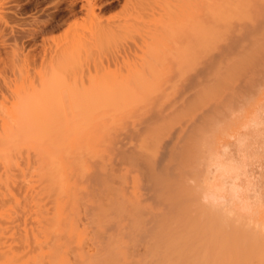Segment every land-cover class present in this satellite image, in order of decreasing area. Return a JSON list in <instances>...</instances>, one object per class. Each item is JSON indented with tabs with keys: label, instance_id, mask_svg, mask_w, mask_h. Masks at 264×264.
Wrapping results in <instances>:
<instances>
[{
	"label": "rangeland",
	"instance_id": "374dc122",
	"mask_svg": "<svg viewBox=\"0 0 264 264\" xmlns=\"http://www.w3.org/2000/svg\"><path fill=\"white\" fill-rule=\"evenodd\" d=\"M25 1L23 0V2ZM27 1L28 2H26V4L29 5L25 9L27 12L22 13L18 17L0 20V31L2 30V33H0L1 121L2 119L7 120V117L11 118L14 114L13 117L16 116L18 119V125L15 127H17L18 130L24 132H41V138L44 139V141L40 143V146L45 144L46 150L50 153H53L51 151L54 149L55 152L57 149V147L54 146L55 140L53 137L65 136L64 132L67 129L72 130L74 128V130H81V126L77 124H79L82 119L86 120L85 122L92 121L91 123H93V125L90 124L91 128L96 133H98L99 130L97 129H99L102 125L101 128L105 130H101L104 132L106 139H110L115 146L112 147L113 150L111 149L109 157H107L106 160L107 162H105L109 166L107 167L105 164L99 166L100 169H102V166L105 165V171H107L111 166L112 169L110 168L111 170H108L110 173L96 171L95 176H97V173L100 172V176L102 174V177H106L107 180L109 178V183L115 182L113 183L114 185L117 183L119 185L120 183L119 186L122 185V187L113 185L116 187V189L120 188V190H126L129 188L128 191L125 192L133 196L147 195V193L144 192L150 191L153 194H164L171 197H176L179 194V191L176 190V194L175 192H170V188L172 187V190L174 191V188L180 184L179 180L181 178V183H186V185H179L177 189H182L185 186L186 191H188V189H190L191 192L196 191L195 195H197V190H199L200 198L199 196H195L192 192L195 196L192 199L198 197L197 200H201H198L197 202L199 203L196 204L200 205L201 203L202 206L203 203L201 196L208 197V193L205 195L203 194L206 193V191H210L213 197H211V199L208 197V199L211 200V202L212 198L213 200H216L217 198L220 199V197L223 195L222 200H226H223V203L226 202L227 206L233 207L234 209H232L234 212L236 211V214L239 211L237 215L238 217L244 216L242 219L245 220L247 217L246 220H251L252 223L249 221V228L250 226H253V223H259V221L262 223V219L264 221V1L227 0V4H229L227 9V13L229 15L227 16H229V18H226L227 20L225 19L226 21L224 22L226 23L223 21H221V23L215 18V21H212L214 20L212 17V19L207 17L208 15L210 16V14L206 12L208 15H205L204 10L206 9V6L201 7L203 2H199V0L198 2L200 3V6H197L199 4L197 2L193 5L191 4V1L194 2L195 0H190L188 6L186 5L188 0H168V2H163L165 4L164 6L162 4L160 5L162 6L161 8L159 4L157 5L153 2H149V4H147L148 2H145L146 4H143V2L140 3L139 0H135V3L133 2L127 4L125 3V0H98V8L96 7V17L88 15L86 9L82 6L81 0H73L74 2L72 0ZM181 3L184 5H180ZM155 5H157V8L159 7L158 10H156L157 8ZM198 7L204 11L203 15ZM191 8L193 9L191 10ZM160 9L161 11H159ZM199 11L201 12V16L200 13H198ZM189 12H192V14ZM244 12L245 15L243 16L242 14H244ZM187 14H191V17H189ZM202 16L203 20L201 19ZM204 16L205 18L207 17V19L211 20H208L209 23L214 22L213 26H217L214 27V29L218 28L217 30L215 29L214 34H211V36H206L210 33L205 31L207 33L205 34L202 31L203 28L200 27L201 25L205 26L204 22H206V20ZM188 18L191 19H189V22H187ZM216 20L219 22H216ZM201 21H203V23ZM211 23L210 25L212 27ZM251 24H253V26ZM192 28H196V32H199V37ZM207 42L210 48L207 46V44H205ZM243 42L247 44L244 43V46L242 44ZM253 42L254 45H252ZM255 44L258 45L257 48H255ZM251 46L252 49H250ZM244 51H248L246 56H251V54L254 55L249 57V61L252 59V63L250 65H248L250 62H247L248 57L246 60L245 57L243 58V55L245 54ZM240 52L242 54H240ZM237 55H239L238 58L242 56L240 59L243 60H239L236 57ZM184 57L186 58L184 59ZM214 60H217V62H213ZM244 60L245 64L243 63ZM220 64H222V66H220ZM246 64L247 66H245ZM205 71L207 75L204 73ZM230 72L231 76L229 75ZM215 73L217 74L215 75ZM206 79L208 80L205 81V83L204 80ZM198 81L199 83H197ZM191 85H195L196 89ZM189 90L191 93H189ZM198 90L200 92H198ZM186 91L189 94H187ZM204 91H208L209 94L208 92L205 94L206 92L204 93ZM204 94L206 97H204ZM195 96H198L199 98ZM194 100L197 106L195 107L193 102L192 105L188 106L189 103L191 104L190 101ZM196 101L199 102L197 103ZM172 105H175L174 109ZM186 106H188L187 109L183 110ZM191 106H194V108ZM14 110H16V112ZM161 112H164V114ZM181 112H185V114H180ZM153 114L155 116L159 114L161 118L160 116L155 117ZM162 115H165L164 119L162 118ZM87 116L91 117L92 119L88 117L90 121H87V118H83ZM151 118L153 120H157H154L156 123H154ZM84 120H82V122ZM94 120L96 121L94 122ZM108 120L113 124L111 123L112 125H110ZM144 120H147V122ZM151 120L153 124L151 123L152 125H149ZM97 122L101 125L96 124ZM163 122L167 127H169L166 128ZM146 123L148 124L146 125ZM189 123H192V125L190 126ZM156 124L159 125L157 126ZM143 125H146V127L148 125L151 126V128L149 126L148 128L152 130L150 131V129L145 127L148 129L146 131L148 134L145 133L143 130ZM135 126L142 128L137 130ZM132 127L135 128L137 132L132 130ZM159 128L160 130H164L160 131ZM180 128L182 132L179 131L178 134H180L178 135L176 131H178ZM125 129L128 131V133H133L132 135L136 137V140L138 136H140L138 138H141V136H144L145 133L146 137L144 136V141H147H143L144 144L141 142L142 146H138H147L146 148L144 147V150L146 149L145 152L151 154L147 155L144 152L145 154L143 153V155L148 161L153 159L155 160V158L158 156L160 157V153L163 151L165 152L166 148L172 144L167 142H172V139H174V141L176 140L173 142V144L175 143L176 148L178 147L179 149L177 148V150L175 147H173L172 151L174 153L173 155L171 153V156L173 157H164L168 161V165H171L172 163V169L167 166V170L169 168V170L171 169L170 172L172 171L171 173H177L178 175L176 178L168 177L169 179H167V174L170 173L169 170L168 173L166 172L165 174L163 173L164 170L161 168L163 171H160V175H157L159 173L158 172L155 174V176H158L160 179H162L161 181L164 182V184L161 183L159 185L157 182H155L157 180H155L154 182L157 184L156 186L152 180H149L150 183H148L147 180H145L146 178L143 179V176L141 178L139 172L134 170V166L132 167L130 165L132 167L131 168L128 165L130 170H134L135 173H130L128 176V185L125 184L127 187H124V184H121L122 181H120L123 179H121V177H119L120 179L116 178L117 175H120L119 172H115L114 170L116 165L117 168L120 167L119 164H117L119 160V156H117L119 155V150L114 149L117 147L115 144L117 141L116 139H119L125 135ZM184 129L186 130L184 131ZM140 130L144 131L142 135L139 133L141 132ZM174 130H176L175 133L177 134V137L175 133H173ZM153 131H156L158 135L156 136L155 133L152 134ZM49 132L50 135L47 134ZM119 132L121 134H119ZM199 132L201 134L204 133L203 135L205 136H202ZM53 133H55L54 136H52ZM122 133L124 135H122ZM138 133L140 135H138ZM184 133L189 136H185L187 137V141L184 139V137L181 138L182 140L179 139L180 136L185 135ZM114 134L115 139L113 137ZM170 134L172 136H170ZM48 136H50V138ZM169 136L172 137V139ZM188 138L190 139L189 141ZM132 139H134V137ZM47 140L49 141L47 142ZM140 140L142 141V139ZM140 140L137 141L140 143ZM178 140L180 141V144L176 143ZM134 141L132 140V143ZM137 141L136 143L134 142L135 144L133 143V149H135L137 144H139ZM148 142H151L150 144H153V146L150 147V144L148 146V144H146ZM183 142H189V144L192 146L184 143L185 147H183ZM204 142L206 144H204ZM165 144L169 145L167 146ZM207 144L210 146L213 144V149L207 146ZM180 149L182 151L185 149L184 151L188 154L186 155L185 152H180ZM197 150H200V152ZM201 150L205 152L202 153ZM212 150L220 157L215 156V154L213 155V153L210 156ZM138 151L133 150V152H136L134 155H136ZM141 151L143 152V149ZM180 153L185 155L182 156ZM189 153L192 155H189ZM193 153L196 156H194ZM206 153L208 156H206ZM178 154L181 155V161ZM200 154H202V157L204 154L205 155L202 158ZM151 156L154 157L152 158ZM205 156L208 159H206ZM214 156L217 158V160ZM169 157L173 158V162L178 164L180 163L176 159H179L181 164H187L188 162L192 161V165H195L196 167L194 166L193 168L191 163H188V165L183 164V166H179L178 170L177 165H173L174 163L170 161L172 159L168 160ZM211 157L214 159L212 158L210 162L209 159ZM164 158L159 159L164 160ZM50 159L51 155L47 157V161L50 162ZM163 160L162 163H165ZM203 160L204 162L208 160L210 164L208 162H202L205 164L203 166V164L200 163V161ZM111 161H113L112 165H110ZM216 162H219L218 168H221L222 170H219L217 166H215L217 165ZM212 163L215 164L213 165ZM222 164L224 166L228 165V167H224ZM23 165L25 164L20 165V167L22 166L20 168L22 172L27 170L26 166L25 169ZM162 165L166 166L165 164ZM231 165H234L233 168ZM174 166H176L175 169ZM99 167L96 168V170L99 169ZM183 167L188 169L185 171ZM203 167L205 169L207 167V170H204ZM213 167L217 169L216 171L214 168L216 172L213 171ZM165 168L166 167H164V169ZM192 168L196 169L192 171ZM35 170L37 169H34V171ZM176 170L179 171L181 175L176 172ZM196 170L199 172H196ZM204 171L205 176L202 174ZM220 171L224 175L221 174ZM228 171H231L233 175L229 174ZM14 172H16V170ZM22 172L20 174L21 176H19V174L17 175L19 177H23ZM29 172L30 171L27 170L28 174H30ZM35 172L37 175V171ZM17 173H19V171H17ZM113 173L116 175L115 177L113 176ZM198 173L201 175H198ZM216 173L219 174V176ZM99 174L96 179L91 177L87 178V180H90L83 182L84 185L88 187L89 194L94 193L95 195L97 194L99 196L100 193L103 195L105 192L104 195H106L107 190H103V192L101 189L111 188L112 183L110 184V188H108L109 185L108 183L106 185L104 182L105 179L103 181L101 180L105 184L99 181V179H102L99 177ZM163 175L166 176L164 177ZM29 176L30 175H28V177ZM168 176L170 175L168 174ZM171 176L175 175L171 174ZM197 176L198 178L201 176L200 179H198ZM206 176L208 177V182L210 184L206 181ZM223 176L225 177L223 178ZM110 177L111 179L113 177L114 178L111 180ZM177 177L179 179H177ZM183 177L186 178L183 180ZM202 177L204 183H208H206L207 185L205 184V187L210 186L212 183V185H216L220 180L219 184L217 185L218 187L216 186L215 188V186L212 187L211 185L212 190L209 187L205 188L202 184ZM33 178L37 177H32V179ZM170 178L173 179L171 180ZM225 179L227 182L223 181ZM173 180L178 181L177 183H174L175 181ZM161 181H159V183ZM93 182L94 188L97 192L92 189L93 185L91 183ZM142 182H145V185ZM85 183H87V185ZM166 183L169 185L167 188L170 190H166ZM194 183L195 185H199L196 186V188L200 187V185L202 188H192L191 190V187H194ZM221 183L222 185L220 186ZM104 185L107 188H104ZM132 185L135 187H132ZM180 186L182 187L180 188ZM5 187V178L0 176V191H5ZM100 187L102 188L100 189ZM150 188L155 190L151 191ZM214 188L216 190L218 188L219 191L216 192ZM226 188L228 189L225 190ZM90 189L92 190L91 192ZM98 189L101 191L100 193L98 192ZM114 189L115 188L112 189V193L114 192ZM200 189H203L204 192L202 190L200 192ZM235 189L238 190L235 191ZM162 190H164V192H162ZM233 190L234 193H231L230 195L229 192H232ZM109 191H111V189ZM186 191L185 195L189 193V191L188 193H186ZM214 191L216 194L220 192V196L216 195ZM115 192L119 194V190H116ZM191 192L186 196L189 197V195L192 194ZM223 192H226L225 194L227 195H225ZM116 193L109 195H116ZM182 195L180 193V196ZM214 195H216L215 199ZM180 196L178 195V197ZM182 197H180V199ZM184 197L182 200H191V196L190 198L187 197L188 199H184ZM231 197L233 199H231ZM219 199L216 201L221 200ZM185 202H180L184 203L181 204V208L184 211H186L188 208L187 210L190 211L191 205L188 204L190 206L187 207ZM192 202H196V199H194ZM210 204L211 203H209V206ZM198 205H196V207ZM207 205L208 203L205 206ZM224 205L220 206L219 204L220 207H223ZM205 206L203 208H205ZM209 206L206 209L209 210V208H212V206ZM192 208H195V206ZM215 208L217 210L220 209L217 205H214V209ZM224 208L227 207L224 206L221 208V211H223ZM228 208L227 210H230ZM244 209L248 211H243ZM217 213H219V210ZM235 213L234 215H236ZM255 219L258 222H254ZM237 222L238 221H236V223Z\"/></svg>",
	"mask_w": 264,
	"mask_h": 264
},
{
	"label": "bare ground",
	"instance_id": "6f19581e",
	"mask_svg": "<svg viewBox=\"0 0 264 264\" xmlns=\"http://www.w3.org/2000/svg\"><path fill=\"white\" fill-rule=\"evenodd\" d=\"M97 1L98 0H81L82 6L86 9L88 15L96 17V15H97V11H96ZM166 1L168 2V0H139V2L140 3L143 2V4L145 2H148L147 4H149V2H153L157 5L159 4V6L161 4L164 6L165 5L164 3ZM261 1H264V0H261ZM26 2H28V1L26 0L25 2H23V0H0V20H5V19L7 20V19L12 18V17H18L22 13L27 12V11H25V9L29 5L26 4ZM133 2L135 3V0H125L126 4L127 3H133ZM183 2H185V1H183ZM189 2H190V0H188L187 4L186 3L185 4L188 6ZM196 2L197 3L203 2V5L201 4L202 5L201 7L206 6V9L204 10L205 15H208V14H206V12L209 13L210 16L208 15L207 17H210V19L215 18V19H218L220 22L221 21L224 22L227 20L226 18H229V16H227V15H229L227 13V9L229 7L228 6L229 4H227L228 3L227 0H199V2H198V0H195L194 2L191 1V4L193 5ZM35 4H37V3H35ZM55 5H56V3H55ZM157 5H155L156 8H157ZM180 5H184V4L181 3ZM230 5H232V4H230ZM197 6H200V3ZM161 7L162 6H160V8ZM158 8L156 10H158ZM198 8L202 12V15H203L204 11H202V9L200 7H198ZM71 9H72V7H71ZM192 9L193 8H191V10ZM147 11H148V7H147ZM155 11H153V12H155ZM159 11H161V9ZM189 11H190V9H189ZM200 11L198 13H200V16H201ZM157 13L160 14L159 12H157ZM157 13H155V14H157ZM189 13L192 14V12H189ZM196 13H197V11H196ZM191 14H189V15L187 14V15L189 17H191ZM242 15L244 16L245 12ZM239 16H241V15H239ZM207 17L205 18V16H204V18L206 20V22H204L205 26L201 25L200 27L203 28L202 31L205 34L210 33V34H207L206 36H208V35L211 36V34L212 35L214 34L215 29L217 30L218 28L214 29V27H217L216 25L213 26L214 22H212V23L210 22L212 24V27H211L210 23L208 22V20H210V19H207ZM31 18H33V17H31ZM189 19L190 18H188L187 22H189L191 20V19L190 20ZM195 19H193V20H195ZM201 19L203 20V16L201 17ZM215 19L212 21H215ZM198 20H199V17H198ZM218 20H216V22ZM201 22L203 23V21H201ZM224 23H226V22H224ZM198 25H200V24H198ZM251 25L253 26V24H251ZM256 25H257V22H256ZM193 30H195L194 32H196V28H194ZM211 31H213V32H211ZM0 33H2V30L0 31ZM198 33H197V35H198ZM247 33H248V31H247ZM198 37H199V35H198ZM257 38H259V37H257ZM208 39H209V37H208ZM246 39H244V40H246ZM224 41H225V39H224ZM245 42L242 43L244 46H245V44H247ZM255 43H257V42H255ZM205 44H207V46H209L208 42ZM231 45H232V43H231ZM233 45H235V44H233ZM252 45H254V42ZM204 47H205V45H204ZM257 47H258V45H256L255 48H257ZM209 48H210V46H209ZM250 49H252V46L250 47ZM253 49H254V46H253ZM236 52H239V51H236ZM247 52H245V54L243 55V58L245 57V60H246V58L248 57L247 58V62H248L249 57L254 56V55L249 53V54H251V56H246ZM240 54H242V53L240 52ZM231 55H232V53H231ZM239 55H237L236 57L238 58ZM207 57H209V56H207ZM241 57H239L238 59L243 60V59H240ZM185 58L186 57H184V59ZM221 58H223V57H221ZM245 60L243 62L244 64H245ZM186 61H187V59H186ZM251 61H252V59H251ZM251 61H249L250 63L248 65H250L252 63ZM213 62H217V60L216 61L214 60ZM237 63H239V62H237ZM239 64H241V63H239ZM220 66H222V64H220ZM245 66H247V64ZM218 67H217V69H218ZM249 67H247V68H249ZM217 69H216V72H217ZM220 69H222V68H220ZM210 70H211V68H210ZM204 73L206 74V71ZM236 73H238V72H236ZM216 74L217 73H215V75ZM229 75L231 76V72ZM203 76H205V75H203ZM207 80L208 79L204 80V82ZM197 83H199V81ZM220 84H221V82H220ZM191 86H190V88H191ZM198 86H200V85H198ZM192 87L195 88V85H193ZM193 88H192V90H193ZM211 88H212V86H211ZM198 92H200V91L198 90ZM205 92L206 91H204V93ZM207 92L205 94H207ZM186 93H187V91H186ZM189 93H191V91ZM189 93H187V94H189ZM208 94H209V92H208ZM191 95H194V94H191ZM186 96H188V95H186ZM195 97H198V96H195ZM204 97H206V95ZM194 99H196V98H194ZM179 100H181V99H179ZM190 102H191V104L188 102L189 103L188 106L192 105V102H193V105L195 107L197 106L195 104V100L190 101ZM205 102H203V103H205ZM185 105H186V103H185ZM174 106L175 105H172L173 109H174ZM180 106H181V104H180ZM188 106H186L185 109H183V110H186ZM194 106H191V107L194 108ZM180 109H182V108H180ZM171 110H172V108H171ZM178 110H179V108H178ZM14 111L16 112V110H14ZM180 111H182V110H180ZM182 113L183 112H181L180 114H182ZM191 113H193V112H191ZM162 114H164V112ZM183 114H185V112ZM13 116H14V114L12 115L11 118L6 116L10 120H8L7 118H6L7 120H4V119H2V121L0 120V176L5 178V185H6L5 191H3V192L0 191V264H264V221H263V219H262V223H260V221H259V223H260L259 228L255 227V226H252V227L250 226V228H249L248 226H249V223L251 222V220H249V219L246 220L247 217L245 218V220L242 219L244 216L238 217L237 215H238L239 211L236 214L235 213L236 211L235 212L233 211L234 208L227 206L226 202H224L222 205L226 204L224 206L227 208L229 207L228 209H230V210H227V208H224L225 211L224 210L221 211V208H223L224 206L220 207L222 205L220 204V206H219V204H217L218 208H220V209H218L219 213H217L218 210L216 208L214 209V205L212 204L211 200H209V203L212 204V205L210 204V206H212L213 209L209 208V210H208L206 208H208L209 203L207 206H205L206 204L204 205L203 202H202L203 203L202 206H201V203H200V205L196 204V203H199V202H197L199 200V199L197 200L198 197L194 198V199H196V202H192V201H194V199H192L193 197L199 196V190H197L198 191L197 195H195L196 191L195 192L192 191L195 195L194 196L193 193L190 191V189H188L189 193H188V191H186L185 186L182 189H177V187H179V185L183 184V182L181 183V181H180L181 178L179 180L180 184H178L177 187H175L176 185L172 183L173 185H175L174 187L176 188V189L174 188V191L172 190L171 186H170L171 187L170 189L172 191L167 188V186L169 187V185L167 183L165 184L166 185L165 188H167L166 190H170V192H175L176 190L179 191L178 195L180 196V193H181V195L184 194V195H182L183 197L185 196L184 199L187 198L188 196H186V195L190 194V192H191L192 194L189 195L188 198H190V196H191L192 201L191 200L190 201L189 200H182L183 197L180 196V197H182L180 199V197H178V195L176 197H171L169 195H164V194H153L150 191L149 192L152 194H150L149 192H144V193H147V195L145 194L146 196L145 195L133 196V195L125 192V191H128L129 188H127L126 190H122V189L120 190V188L117 187L118 189H116V187H114V186H119L120 183H119V185H118V183L116 185H114L113 183H115V182H113V183L111 182L112 185L110 188L111 183H109V181H110L109 178H108V180L104 176H103L104 177L103 178L102 174L100 176V174H99L100 172L97 173V176H95L96 171L97 172L98 171H101V172L104 171L105 173H107V172L110 173V171H108V170H111L112 167L110 166L109 169L107 171H105L106 168L104 166L107 165V163H105V162H107L106 161L107 157H109L110 151H111L112 147L114 146V143L110 139H109L110 141L108 139H106L105 134L102 131L105 129L101 128L102 125L100 123H98V122L96 123V124L101 125L100 128L97 129V130H99L98 133H96L91 128L90 124L93 125V123H91L92 121H90L88 119L89 116L83 117V118H85V119L87 118L88 119L87 121H90V122H85L86 120L82 119V120H84L83 122L81 120V122H79V124L76 123L77 125L81 126V130L80 129L74 130V128L72 130L67 129L68 131L66 130L64 132L65 136L53 137L55 140L54 146L57 147V149H58V151H57V149L55 151L57 153L54 152V150H55L54 147H53L54 150L51 151L53 153H50L49 151L46 150L45 144L40 146V143H42L44 141V139L41 138L42 137L41 132H30V131L24 132V131L18 130L17 127H15L18 125V122H17L18 119L16 118V116L15 117H13ZM156 116H160V115L158 114ZM162 116H163L162 118L164 119L165 115H162ZM169 117H170V115H169ZM169 117H167V118H169ZM89 118L92 119L91 117H89ZM160 118H161V116H160ZM147 120H148V118H147ZM147 120H144V121L147 122ZM152 120H151V122L148 121V122H150L149 125L153 124ZM154 120H153V122H154ZM95 121L96 120H94V122ZM155 121H157V120H155ZM109 122H110L109 123L110 125L113 124L111 121H109ZM154 123H156V122H154ZM147 124L148 123H146V125ZM161 124H162V121H161ZM163 124H164V122H163ZM181 124H182V122H181ZM184 124H186V123H184ZM146 125L145 126L143 125L144 128L146 127ZM191 125H192V123L190 124V126ZM136 126H135V128L137 130L142 128V127L139 128ZM148 126L146 128H148ZM108 127H110V126H108ZM149 127L151 128V126H149ZM152 127H154V126H152ZM168 127L166 126V128H168ZM112 128H111V130H112ZM135 128H133L132 130H135L137 132V130ZM144 128H143V130L145 131V133L148 134V132H146V131L150 128H148V129H146V128L144 129ZM155 128H157V127H155ZM116 129H115V131H116ZM143 130L142 131L140 130L141 132H139L141 135H142V133H144ZM151 130L152 129H150V131ZM159 130H160V128H159ZM185 130L186 129H184V131ZM135 131H134V134H135ZM175 131L176 130H174L173 133H175ZM179 131L182 132L181 128L178 131H176L177 134ZM123 133H122V135H124ZM139 133H138V135H140ZM145 133H144V136L146 137ZM154 133L156 136L158 135L156 133V131L155 132L153 131L152 134H154ZM47 134L50 135V132ZM47 134H46V136H47ZM115 134H116V132H115ZM115 134L113 136L114 139H115ZM119 134H121V133L119 132ZM132 134L128 133V131L126 130L124 136L121 137L120 135H118L121 138L116 139L117 141L115 144L117 145V147L114 150H119V155H117V156H119V160H118L117 164H119L120 167L118 166L119 168H117V165L115 166V164H114V166L118 169L117 170L116 168H114V170H115V172H119L120 175L119 176L117 175L118 176L117 177L116 175H114V173H115L114 172L113 176L114 177L116 176L117 179H120L119 177H121V179H123V180H120V181H122L121 184H124V187H127L126 185H128L127 183H128V179H129L128 176L130 175L131 172L135 173L134 170H137L139 172V175L141 176V178H142V176H143V179L146 178L145 180H147L148 183H150L149 180H152L153 182L155 180H157L155 182H157L159 185L161 183L164 184V182L161 181L162 179H160L158 176H155V174H157L159 172L157 175H160V173L163 170H164L163 173L166 174V172L168 173L169 168L172 169V167H173L172 163H171V165L169 164L171 166L170 167L167 164L168 161L165 158H168V156H171V153L173 155L174 152L172 151V149H173V147L176 148V144L175 143L173 144V142H175L176 140L174 141V139H172V137H170V136H172L170 134L169 137L172 139V142L169 141L167 143H169V144L172 143V144L166 148L165 152L163 151L162 153H160L161 154L160 157L159 156L156 157L157 159L156 158H155V160L153 159L154 161L150 160V159H149L150 161H148V160H146V157H144V155H143V153L146 150V149L144 150L145 146L144 145H143V147L138 146V145L142 146L141 142H143L145 140L144 139L145 137L142 135L141 138H138V137H140V136H138L137 137L138 141L140 139H142V141L140 140V143H139L135 139L136 137L133 136ZM177 134L175 133L176 137H177ZM184 134L185 135L180 136L179 139L184 137V139L186 140L187 137H189L186 135V133H184ZM203 134H201V135L205 136ZM54 135H55V133H53L52 136H54ZM118 136H116V137H118ZM132 136L134 137V139H132L133 138ZM185 136H187V137H185ZM48 137L50 138V136H48ZM201 138H204V137H201ZM49 140H47V142ZM132 140L133 141L136 140L137 143H139V144H137V146L135 145L136 150L133 149L136 141H134L135 143L133 142L134 143L133 144ZM185 140H183V141H185ZM189 140L190 139L188 138V141ZM209 140H211V139H209ZM146 141H144V142H146ZM144 142H143V144H144ZM158 142H159V139H158ZM179 142L180 141L178 140L176 143L180 144ZM205 142H206V140H205ZM205 142H204V144H206ZM36 143L39 145H37ZM150 143L148 142L146 144H148V146H149ZM184 143L185 142H183V144ZM192 143H193V141H192ZM185 144L183 145V147H185ZM187 144L191 145V144H189V142ZM165 145H167V144H165ZM152 146H153V144L152 145L150 144V147H152ZM207 146L212 148L213 144H212V146L207 144ZM138 148H140V149H138ZM142 149H143V152L141 151ZM151 149H153V148H151ZM133 150L134 151L139 150L140 153L138 151L137 154H142V155H137V154H136L137 156L134 155V153H136V152H133ZM184 150L185 149H183V151L181 150L180 152H185ZM197 151L200 152V150H197ZM153 152H155V151H153ZM201 152L203 153L205 151L201 150ZM209 152H210V150H209ZM212 153H213V155L215 154L214 151L212 150L210 153V156ZM48 154L51 155V159L49 160L50 162L47 161V157H49ZM52 154H54V155H52ZM146 154L150 155L151 153L147 152ZM180 154L182 156L185 155L182 153H180ZM187 154L188 153H186V155ZM181 155H179L180 161H181ZM189 155H192V154L189 153ZM193 155L196 156L194 153H193ZM200 155L202 157V154H200ZM204 155H203V157H204ZM140 156H142V157H140ZM206 156H208V154ZM206 156H205V158L208 159ZM215 156L220 157L217 154H215ZM148 157H150V156H148ZM171 157H173V156H171ZM186 157H188V156H186ZM115 158H117V157H115ZM159 158H164V160L163 159L162 160L165 163H162V160ZM212 158L213 157H211L209 159L210 162H211ZM170 159H172V160H170ZM215 159L217 160L216 157H215ZM168 160L173 162L174 159L169 157ZM176 160L181 164L179 159H176ZM204 160L200 161V163L203 164L202 162H204ZM113 161H111L110 165L113 164L112 163ZM207 162H208V160L204 163H207ZM161 163L165 164L166 166L162 165ZM173 163H174L173 165H175V164L177 165L178 170H179L178 167L183 166V164H184L183 163L180 165V164L175 163V162H173ZM188 163L189 164L191 163V165L193 164L192 161L188 162ZM188 163L184 164V165H188ZM218 163L216 162L217 165H215V166H217V168L219 167ZM21 164H25L23 166H24V168L26 166L27 170L30 171L29 172L30 174L27 173V170L22 172V170L20 169L22 167V166L20 167ZM102 164H105L102 166L103 170L100 169V167H99ZM197 164H199V163H197ZM226 164H228V163H226ZM128 165L129 166L131 165L132 167L134 166L135 167L134 170L133 171L130 170ZM204 165L205 164H203V166ZM29 166H31L33 168H31ZM108 166L109 165H107V167ZM167 166L169 167L168 170H167ZM194 166H193V168H194ZM222 166H224V165L222 164ZM225 166L228 167V165H225ZM231 166H230V169H231ZM233 166H232V168H233ZM34 167H36V168H34ZM98 167L100 170L99 169L96 170V168H98ZM164 167H166L165 168L166 170L164 169ZM175 167L176 166H174V169H175ZM184 167H183V169L186 171L188 168L185 169ZM187 167H189V166H187ZM29 168H30V170H29ZM161 168L163 170H161ZM193 168H192V171L196 169V168L195 169H193ZM214 168L215 167H213V169ZM34 169H37V170H35V171H37V175H36V172L34 171ZM190 169H191V167H190ZM197 169H198V167H197ZM203 169L207 170V167H206V169L203 167ZM215 169L213 171H215ZM15 170H16V172H14ZM170 170H169V172H170ZM199 170H200V168H199ZM210 170H212V169H210ZM17 171H19V173H17ZM216 171H217V169H216ZM21 172L23 173L22 174L23 177H19V176H21L20 175ZM171 172L168 173L170 176H168V174H167V177H166L167 179H169L168 177H173V178L175 177L176 178V176L178 175L175 172H173V173H171ZM176 172L179 173V171H177V170H176ZM196 172H199V171L196 170ZM208 172H209V170H208ZM230 172H229V174H232V172L231 173ZM220 173H221V171H220ZM17 174H19V176ZM98 174H99V177L102 178V179L98 178L99 181H101V180L103 181L105 179L104 182L106 183V185L108 183V185H109L108 188L111 189V191H109L110 189H103L102 187H100V189L102 188L101 191L107 190L106 195H104V193H105L104 191H103L104 193L102 195L100 193L101 191L99 189H98L99 190L98 192L100 193L99 196L97 194L95 195L94 193L89 194L88 187L85 186L83 183L84 181L86 182L87 178H91V177L93 178L94 177L96 179L98 177ZM171 174H173L175 176H171ZM202 174H203V176H205L204 175L205 171H204V173L202 172ZM221 174H223V173H221ZM28 175H30V176L28 177ZM198 175H201V174L198 173ZM217 175L219 176V174H217ZM163 176L165 177L166 175H163ZM193 176H194V174H193ZM226 176H227V174H226ZM32 177H37V178L32 179ZM178 177H177V179H179ZM200 177L198 178V176H197L198 179H200ZM224 177L225 176H223V178ZM173 178H170V179L172 180ZM185 178L183 177V180ZM197 178H195V179H197ZM95 179H94V181H95ZM110 179H111V177H110ZM205 179H207L206 181L208 182L207 176ZM220 179H222V178H220ZM88 180H90V179H88ZM106 180H107V182H106ZM2 181H3V179H2ZM159 181H161V182L159 183ZM173 181H175L174 183H177L178 180H173ZM173 181H170V182H173ZM219 181L217 182L216 185L215 184L212 185L213 184L212 183L211 184L212 187L215 186V188H216V186L219 184ZM223 181H226V179ZM202 182H203L202 184L205 187V184L207 182L204 183L203 177H202ZM105 183H103V184H105ZM142 183H144V185H145V182H142ZM222 183L220 184V186L222 185ZM85 184L87 185V183H85ZM91 184L93 185V188L92 187L91 188L95 190L94 182ZM183 185H186V183H184ZM211 185L206 186V187H209L211 189ZM228 185H229V183H228ZM149 186H150V184H149ZM156 186H157V184H156ZM193 186L194 187H191V190H192V188H195V189L202 188L201 185H200V187L196 188V186H199V185H195V183ZM119 187H122V185ZM124 187H123V189H124ZM132 187H135V186L132 185ZM181 187L182 186H180V188ZM234 187H235V185H234ZM104 188H107V187L105 186ZM113 188H115L116 190H119V194H117L115 192L116 190L114 189L113 193H116V195H109V194H113L112 193ZM154 188H156V187H154ZM222 188H223V186H222ZM228 188H229V186H228ZM228 188H226L225 190H227ZM203 189H200V192H201V190L203 191ZM219 189H220V187H219ZM137 190H139V189H137ZM152 190H155V189H151V191ZM236 190H238V189H235V191ZM91 191L92 190L90 189V192ZM157 191H159V190H157ZM185 191L188 194L185 195ZM217 191H219L218 188H217L216 192ZM222 191H224V190H222ZM162 192H164V190H162ZM216 192H215V194H216ZM220 192H221V190H220ZM220 192H218L219 194L217 193L216 195L220 196ZM156 193H158V192H156ZM231 193H234V190L232 192H229L230 195H231ZM200 194H202V193H200ZM205 194H207L208 197H210L209 199H211V197H213V195L210 193V191L209 192L206 191V193H204L203 195H205ZM216 195H214V199H215ZM225 195H227V194H225ZM225 195H224V198H225ZM173 196H175V195H173ZM222 196L220 197L221 200H222ZM228 197H229V195H228ZM199 198H200V196H199ZM201 198H203V197L201 196ZM217 199H219V198H217ZM231 199H233V198L231 197ZM180 200H182V201H180ZM223 200L226 201L225 199H223ZM223 200L221 202H223ZM183 201L187 202V203L185 202V205H187V207L191 205V208L189 207L190 211H188L187 210L188 208L186 209V207H185L186 211H184L181 208V204H184V203H180V202H183ZM188 201H189V203H188ZM199 201H201V200H199ZM212 201H213V198H212ZM242 201H243V199H242ZM230 203H232V202H230ZM188 204H190V205H188ZM228 204H229V202H228ZM196 205H198L199 208H198V206L196 207ZM194 206H195V208H192ZM204 206H205V208H203ZM230 206H231V204H230ZM229 211L234 212L236 215L229 217L227 215V212H229ZM256 212H257V210H256ZM185 214H187L189 216H187ZM236 221H238V222L236 223ZM256 221L257 220L255 219L254 222H256Z\"/></svg>",
	"mask_w": 264,
	"mask_h": 264
},
{
	"label": "clouds",
	"instance_id": "9594fccd",
	"mask_svg": "<svg viewBox=\"0 0 264 264\" xmlns=\"http://www.w3.org/2000/svg\"><path fill=\"white\" fill-rule=\"evenodd\" d=\"M202 202L205 203V204H207V203H209V199H208L207 197H203V198H202ZM222 203H223V202H221V201H216V200H213V201H212V204H213V205L222 204ZM243 211H248V210L244 209ZM227 215H228L229 217H232V216L234 215V213L229 211V212H227ZM253 226H255V227H257V228L260 227V225H259L258 223H253Z\"/></svg>",
	"mask_w": 264,
	"mask_h": 264
}]
</instances>
